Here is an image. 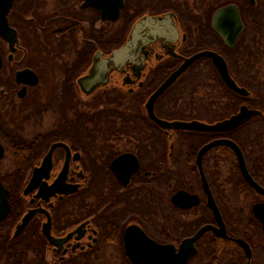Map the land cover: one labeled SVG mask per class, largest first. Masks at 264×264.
<instances>
[{"label": "flooded vegetation", "instance_id": "flooded-vegetation-1", "mask_svg": "<svg viewBox=\"0 0 264 264\" xmlns=\"http://www.w3.org/2000/svg\"><path fill=\"white\" fill-rule=\"evenodd\" d=\"M241 3L180 0L186 10L145 13L129 31L120 17L122 27L114 30L117 21L103 20L85 0H13L8 27L0 31V184L7 192L6 198L0 193V209L8 207L0 218V264H264V112L229 132L211 133L162 129L146 110L149 96L183 60L205 50L224 58L230 78L247 94L229 89L207 58L189 66L172 87L204 60L215 74L207 84L222 104L258 99L259 4L244 0L242 11ZM229 5L243 23L232 48L211 27L213 13ZM169 12L177 30L175 42L166 43L171 54L160 40L141 46L147 59L139 77L127 64L122 72L111 70L107 84L91 94L81 91L78 81L96 55L107 58L126 43L143 16ZM205 34L213 45L200 48ZM117 41L122 42L113 47ZM242 42L253 55L249 74L246 67L237 72L230 65ZM163 65L168 66L155 82ZM149 86L154 90L146 96ZM161 97L155 116L179 120L160 116ZM242 106L258 110L240 104L226 117H213L217 120L179 121L214 124ZM99 117L133 120L130 126H82L83 119ZM145 119L151 127L144 126ZM249 124L252 144L243 149V127ZM219 140L238 146L253 185L229 147L216 145L199 156ZM53 146L42 182L50 186L58 180L75 190L45 198L38 188L24 194Z\"/></svg>", "mask_w": 264, "mask_h": 264}, {"label": "water", "instance_id": "water-1", "mask_svg": "<svg viewBox=\"0 0 264 264\" xmlns=\"http://www.w3.org/2000/svg\"><path fill=\"white\" fill-rule=\"evenodd\" d=\"M13 0H0V31L6 30L7 20L6 14L12 4ZM251 4L254 0H249ZM86 6H94L101 13V18L103 20H110L115 22L119 18L120 10L123 7V0H85ZM173 13L169 12L162 16H143L138 20L132 27L129 39L119 48L113 50L109 57L103 58L101 54L95 56L93 65L86 76L79 79L78 84L81 91L84 94H91L98 87L104 86L108 82V74L111 70H116L119 72L123 71V68L127 64H131L134 71L137 72V77H139V72L144 68L145 60L147 59V54L141 56V46L147 47L149 44L160 40L162 45L167 48L168 53L171 54V47L166 44H172L175 42L177 36V30L173 24ZM211 27L213 31L225 42L226 46L232 48L235 46L238 36L243 30V23L239 17L238 10L235 6L229 5L223 8L217 9L212 16ZM4 33V32H3ZM16 41V39L14 38ZM201 58L210 59L212 64L217 69L220 77L225 82L227 87L234 92L245 96L247 94L246 90L239 88L234 81L230 78L227 64L222 56L218 53L205 50L198 52L191 57L183 60V63L170 74V76L149 96L146 103V110L148 117L157 126L162 129L168 130H184V131H198V132H229L243 125L251 118L260 115V111L248 109L246 106H242L239 112L231 116L228 119L214 123L206 124L197 120L192 121H166L159 119L155 116L153 109L154 104L157 99H159L172 85L178 80V78L191 66L194 62ZM216 145H225L232 149L238 160L239 170L245 180L253 185L251 177L249 176L247 169L244 164L243 156L238 148V146L230 140H219L212 142L204 146L200 152L199 156H202L206 150ZM55 146H53L43 160L39 168L34 169L33 177L27 187L24 190V194H28L32 190L38 188V193L41 198H45V194H55V193H68L75 190L74 186L65 185L61 181H55L52 185L47 186L42 182V178L46 176V172L50 169L51 154ZM0 193H3L4 198L7 196V192L3 189L0 184ZM8 207L0 209V218L4 216L7 212ZM33 212H30L25 216L21 225L18 227L16 234L24 227V225L29 221ZM204 230L202 229L195 237L196 239ZM45 234L48 231L44 230Z\"/></svg>", "mask_w": 264, "mask_h": 264}, {"label": "trees", "instance_id": "trees-1", "mask_svg": "<svg viewBox=\"0 0 264 264\" xmlns=\"http://www.w3.org/2000/svg\"><path fill=\"white\" fill-rule=\"evenodd\" d=\"M180 0H126L124 4L120 19L127 25L131 24L135 19L140 17L145 13H161L169 10L180 12L181 10H186L185 6L177 4ZM260 11L259 18L257 21V36H258V54L255 58L258 73H259V83H258V99H230L227 100L225 104H222L221 99L216 96L217 93H213L214 88L208 86L207 81L215 77L213 70L209 66L207 61H199L185 76L181 78V81L169 91H167L161 97V108L159 110L160 116L165 119H179V120H190L192 118L204 119L212 121L213 117H226L229 113L235 111L240 104H247L253 108H257L264 112V0H258ZM244 0L241 3V10L243 11ZM215 9V7L210 8V14ZM130 19H132L130 21ZM128 20V21H127ZM127 21V22H126ZM207 35V36H206ZM211 35V34H210ZM209 34H205V42H202L200 48L205 46L213 45V38ZM243 42L236 48H242L240 51L230 56V65L238 72V69L242 70L246 67L247 73L253 69V55L252 51L246 49ZM252 58V61H251ZM240 62L242 66H238L237 62ZM168 65H163L159 70L161 73L157 74L159 81L162 76V72L167 68ZM243 67V68H241ZM244 81V79H243ZM246 82L250 84V79L247 78ZM250 87V86H249ZM248 87V88H249ZM154 87H146L145 95L147 96ZM218 91V87L215 89ZM203 92V96H199L200 92ZM142 94V93H141ZM116 95V94H115ZM139 95V94H137ZM222 105L225 106L223 109ZM222 108V109H221ZM225 112V113H224ZM194 114V115H193ZM82 126H100V127H118V126H129L131 125L133 119L129 117H123L122 119L118 117H112L111 119H103L101 117L97 118L95 121L92 119H83ZM145 127H151L152 124L148 122L147 119L144 121ZM264 127V125H261ZM245 128V140L241 142L244 148H250L252 142L250 141L249 128L251 125H246Z\"/></svg>", "mask_w": 264, "mask_h": 264}, {"label": "rangeland", "instance_id": "rangeland-1", "mask_svg": "<svg viewBox=\"0 0 264 264\" xmlns=\"http://www.w3.org/2000/svg\"><path fill=\"white\" fill-rule=\"evenodd\" d=\"M260 1V0H259ZM259 13H260V11H258V15H259ZM120 20V19H119ZM132 19H130V21H131ZM122 21V20H121ZM132 22V21H131ZM122 23H124L123 21H122ZM133 23V22H132ZM132 23L131 24H129V28H127V30H129L130 31V28H131V26H132ZM124 24H126V23H124ZM100 25V23L98 24V26ZM121 27H122V24H121V22L120 21H117L116 23H114L113 24V29L115 30V29H121ZM123 41V40H122ZM122 41H117V42H114V44H113V47H116L117 45H119ZM199 96H203V92L201 91L200 93H199ZM213 120H217V119H213ZM212 120V121H213Z\"/></svg>", "mask_w": 264, "mask_h": 264}]
</instances>
